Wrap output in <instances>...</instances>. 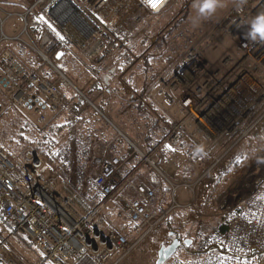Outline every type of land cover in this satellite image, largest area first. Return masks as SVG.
Listing matches in <instances>:
<instances>
[{"label":"built area","instance_id":"1","mask_svg":"<svg viewBox=\"0 0 264 264\" xmlns=\"http://www.w3.org/2000/svg\"><path fill=\"white\" fill-rule=\"evenodd\" d=\"M136 1L140 10L153 14L164 12L173 2L161 0L153 9L147 0ZM260 10H264V0H248L242 10L234 7L229 11L219 27L222 39L234 41L240 59L235 70L211 91H222V97L218 96L222 101L227 96L230 100L227 94L236 91L238 95L232 99V105L220 112L219 118L214 115L209 118L206 109H200L202 95L196 91L184 94L180 102L186 118L172 123L165 139L150 152L142 151L126 139L133 155L140 157L141 166L169 182L157 162L164 146L181 145L196 130L205 133L212 145L221 139L220 143L234 148L257 129L264 119V114L259 115L264 109V43L252 42L246 33L247 21ZM133 11L131 0H36L27 15L36 21L40 37L30 42V48L47 69L55 72L57 80L45 77L39 69L24 64L11 50L4 49L0 52V94L18 108L35 109L45 121L43 105L38 99L40 94L46 99L50 114L56 116L64 106L63 87L78 90L57 70L52 53L58 48L74 47L88 63L103 64L123 48L119 35L121 19L129 17L137 21ZM40 17L56 32L41 22ZM25 21L28 27L27 18ZM6 40L2 35L0 44ZM203 65L211 72L203 51L193 50L185 57L183 68L188 73ZM246 92L254 94L253 99ZM4 111L5 106L0 102V115ZM190 121L197 126L193 133L187 128ZM94 165L97 174L93 185L101 198L90 205L69 180L55 174L44 177L42 170L46 163L41 157L28 154L25 162H19L0 151V264H122L138 245L157 232L176 208H183L174 202L164 212H156L153 209L155 192L136 186L132 181L133 172L107 152L97 157ZM124 187L134 189L139 198L128 199ZM111 200L121 205L130 222L141 232L134 244L120 231L107 226V204ZM194 219L198 224L207 225L212 220L218 224L197 243L193 242L190 252H205L212 246L234 256L264 252V160L237 177L208 210L195 209ZM200 256L196 261L175 264H240L218 253Z\"/></svg>","mask_w":264,"mask_h":264},{"label":"rangeland","instance_id":"2","mask_svg":"<svg viewBox=\"0 0 264 264\" xmlns=\"http://www.w3.org/2000/svg\"><path fill=\"white\" fill-rule=\"evenodd\" d=\"M35 2L36 0H0V34L2 30L8 33L10 29L12 34L14 32H16V35L23 33L24 37H27L28 34L30 37L35 38V40H38L40 31L37 27L33 26L31 16L27 15L28 10ZM131 3L134 9L132 15L134 14V16L137 17V21L131 20L128 17H122L123 28L120 39L123 40L124 44L122 45L123 48L116 54L121 61V65L117 69L119 73L116 76L115 84H118V79L120 78L119 81L122 82L123 85L133 86V89L143 88V93H146V91L151 88L167 87L169 88L170 94L179 101V104H181L180 101L184 94L196 91L202 95L200 97L202 98L203 104L200 109L204 110L205 108V113L209 118H211L212 115H214L215 118H219L220 112L226 110L229 105H232V99L238 95L236 91H232L230 94H227L231 96V99L228 100L227 96L222 101L219 98L222 97V91L218 93L211 91L222 79L235 70L238 59H240L234 41L230 38L222 39L219 32L223 17L235 7L234 0H225L226 6L224 8L218 9L214 15L206 20L197 21L195 26L193 25V18H195V13L192 8L193 0H173L164 12L157 15L146 10H140V5L136 0H131ZM13 12H16V17L9 20V15ZM25 18H27L28 27H26ZM124 18L128 19L125 20ZM213 37H215V40H213ZM8 47L12 48L13 46ZM4 49H7L6 44L0 47V51ZM18 49L24 53V49L16 45V50ZM193 50L203 51L206 64L211 68V72H207V68L204 65L199 69L196 68L188 73L185 72L183 68L185 57ZM116 55H114V57ZM208 57L212 62L216 63L215 66L211 64V61H207L209 60L207 59ZM112 58L110 57L99 66H94L81 56L78 49L72 47L70 49H61L57 51L53 55L52 60L58 70L63 74L70 75L69 77L73 79L72 81L77 84L79 83L78 78L80 76L81 79L86 75L94 76L98 74V72H102L106 75L113 68L110 60ZM36 65L41 66L38 63H36ZM89 77L87 81H92L91 76ZM246 96L249 99H253L254 94L246 92ZM6 99L5 96L0 94V102L5 106L4 113L0 115V151L5 152L12 160L25 162L28 154L38 156L37 153H33L30 149L22 150V147L19 148L18 138L22 136L28 137V135L32 137V133L40 136L48 131L50 127L62 129L63 125H65V130L62 132L61 136H64V138L70 137L71 153L75 150L77 143L72 141L71 136L73 134H71V128L67 121H56L54 119L56 116H52L51 114H46V120L42 121L41 115H39L35 109H31V107L18 108ZM263 114L264 109L259 112V115ZM186 115L187 113L184 111L185 117L182 119H174L171 121V124L175 121L185 119ZM145 123L147 124V121H145ZM190 124L194 125V122L190 121L187 124L190 133H193L192 130L197 128V126L195 125L194 129H190ZM157 130H159V128ZM195 132L196 134L193 133V136H190L181 143V145L176 147L170 146L171 150L164 146L157 155V162L163 174L170 179L172 184L181 186L176 188L175 191L170 188V198H172V194L174 196L176 192L177 195L185 192L187 194V201L190 202L194 198L196 192L198 199L199 186L203 181L210 178L213 182L206 197V204L204 205L207 209L213 206L220 194L225 191L229 182L231 183L232 180L241 176L246 170L254 167L257 162L264 160V119L252 134L234 148L231 144L220 143L221 139L217 144L212 145V143L205 141V133H199V131L196 130ZM162 141L163 140L157 145ZM188 142L190 146H186L184 152L178 150L180 146ZM205 150L209 153V157L206 158L207 160L205 162H202V168H200V165L197 166V169H199V171L201 170L200 174L191 179H182L178 174L177 176L179 177H171L167 174V171L161 167V163L159 164L162 159L160 156L164 151L178 153L175 160L178 165L176 163H173V165L176 166L177 169L184 171L186 167L188 168L190 165L195 164V156H190V153H205ZM185 153H187V156L182 158L181 155ZM78 154L80 153L71 154L72 161L74 162L71 163L72 173L70 176V183L87 202H92L94 196L99 195L92 183L93 177L97 174L94 160L98 157L97 155H99V153H81V156H84L88 161L86 168L81 171L77 170L78 168L75 163ZM210 169L213 170L209 172ZM172 170L175 171V168ZM147 172L150 173L149 171ZM53 173L50 166L46 164L44 170H42V175L47 178ZM154 174L156 177L160 176L167 181L163 176H158L156 173ZM161 178L159 183H164L162 185L164 189L167 190L170 186L167 184L166 187V183ZM200 179L202 180L197 185L196 183H198ZM194 185L197 186L194 188ZM155 194L156 197H158L156 192ZM192 214L188 209L181 211L177 210L176 213L173 212L168 221H166L157 232L148 237L143 244L138 245L122 264H156L158 253L162 246L170 245L174 239L167 236V231L171 229H175L176 233H178L183 240L186 238L192 240L195 244L217 226L213 223L208 225L198 224L195 219H193ZM191 219L193 221H191ZM128 221L127 214L122 207H120L115 212V218L107 220V226L123 232L121 228L128 225V232L131 228ZM214 222L217 223L216 220H214ZM183 223L187 226L181 229ZM162 229L165 230V242L163 243L161 242L160 236L157 237ZM126 238L130 244H134L137 240L135 237L127 236ZM200 257L202 256H194L192 252L187 251L186 248H181L166 264H175L177 261H196ZM238 262L240 264H246V261ZM252 263L264 264V256L260 261L256 259L252 261Z\"/></svg>","mask_w":264,"mask_h":264},{"label":"crops","instance_id":"3","mask_svg":"<svg viewBox=\"0 0 264 264\" xmlns=\"http://www.w3.org/2000/svg\"><path fill=\"white\" fill-rule=\"evenodd\" d=\"M9 16V20L15 18L16 12L10 13ZM128 18L124 19L126 20ZM122 28L123 23L121 19V28L119 31L120 36ZM10 33V29L8 30V33L2 30L0 39L2 35H5L8 40L1 43L0 47L6 44L7 49L11 50L24 64L39 69L43 75L45 73V77L56 81L57 77L55 72L42 65L36 54L30 48V42L35 40V38L30 37L28 34L27 37H24L23 33L18 35H16V32L13 34ZM15 37L21 38L19 41H13L12 39ZM16 45L20 46V48H23L24 51H22L24 53L19 51L20 49L16 50ZM8 46L13 47L9 48ZM207 59H209L207 60L208 62L211 61L209 57ZM110 60L113 68L106 75H104L102 72H98V74H95L94 76L86 75L81 79L80 76L78 78L79 83L77 84L72 81L73 79L69 77L70 75L68 76L64 74L71 84L76 87L78 92L73 87H63L62 93L64 96V106L61 112L57 114L54 119L56 121H67V123H69L71 134H73L71 136L72 141L77 143L75 150L72 153H99V155H97L99 157L104 152H107L111 156L119 158L125 163V167L133 172L132 181L136 186H145L146 188L157 193L158 197H156L157 199L153 205V209L156 212L160 213L171 208L175 202L177 205L183 207L174 210L175 213L177 210L181 211L188 209L191 211V214L193 213L192 217L194 219L195 209L203 211L209 209H206L204 205L206 204V197L213 181L210 178L203 181V183L199 186L198 199L196 192L194 198L190 202L187 201V194L185 192L180 193L179 195H177L176 192V194L174 196L172 194V198H170V188L171 190L173 189V191H175V187L178 188L181 186L173 184L175 186L174 187L169 178H167L169 182L165 181L159 176V174L150 168L141 166L140 157L138 155H133L126 142V139H129L130 141L134 142L136 146L142 149V151L150 152L161 140H164L171 121L185 117L181 104H179V101L170 94L169 88L167 87H156L154 88L155 90L151 88L150 90H147L146 93H143V88L133 89V86L130 87V85H123V83L119 81L120 78L118 79V84H115L116 76L119 73L117 72V69L120 67L121 61L118 55L115 57L113 56V58ZM36 63L41 66L36 65ZM53 64L55 65L54 61ZM211 64L215 66L216 63L212 62ZM89 76H91L92 81H87V78H90ZM149 94L153 95V97L148 98ZM38 99L43 105V114L49 115L50 111L46 99L42 95H38ZM145 121H147V124ZM157 127L159 130H157ZM194 127L195 124L189 125L190 129H194ZM204 139L206 142L211 143L206 138ZM186 146L189 147L190 143L188 142L180 146L178 150L184 152ZM177 154L178 153L164 151V153H162L160 156L162 159L159 164L161 163V167H163L167 171V174L171 177L180 176V178H184L186 180L199 175L201 170L199 171L197 166L200 165V168H202V162H205L207 160L206 158L209 157L207 150H205V153H190V156H195V164L190 165L188 168L186 167L184 171H182L173 165V163H176L175 160L177 158ZM186 156L187 153L181 155L182 158ZM176 164L178 165V163ZM173 168H175V171L172 170ZM154 173H156L159 177H156ZM177 174L179 176H177ZM55 175L57 174L55 173ZM160 178L164 180L166 187L167 184L170 186L167 188V190L164 189V186L162 185L164 183H159ZM201 180L202 179L198 180V183L196 184L198 185ZM233 181L234 180H232V182ZM232 182L227 184L226 189L232 184ZM197 185H195V187ZM95 189L99 195L94 196V200L92 202L88 201L90 205L95 204L101 198L99 190L97 188ZM123 191L130 200L139 198L136 191L132 188L124 187ZM191 204L194 205L195 209L189 207ZM120 207L121 205L117 203V201H109L106 211L107 220L115 218V212ZM191 221L193 220L191 219ZM216 222L217 223H215L214 220L211 221V223L214 225L218 224L217 220ZM128 223L131 227L130 231L127 232V225L121 228V231H123L121 233L125 236L127 235L129 237H135V239H137L136 241H138L141 237V232L136 225H133L130 222V220ZM162 226L163 224L160 226V228ZM185 226L187 225L183 223L181 229H184ZM164 229H162L157 236H160L162 243L165 242ZM172 232H176L175 229L167 231V236L172 237ZM141 244H143V242Z\"/></svg>","mask_w":264,"mask_h":264},{"label":"trees","instance_id":"4","mask_svg":"<svg viewBox=\"0 0 264 264\" xmlns=\"http://www.w3.org/2000/svg\"><path fill=\"white\" fill-rule=\"evenodd\" d=\"M32 21L33 26L37 27V25H35L36 21L31 17V22ZM59 50L61 49H56L52 53V57ZM65 127V125H63L62 129L50 127L48 131L40 136L35 133H32V137H30L29 135L28 137L22 136L18 138V146L19 148L22 147V150L30 149L33 153H37L38 156H42L41 158L46 162V164L50 166V168L58 175V177L70 181V176L72 173L71 163H73L74 161H72L71 157L72 153L70 137L64 138V136H61L62 132L65 130ZM75 163L78 168L77 170L81 171L86 168L88 161L84 156H81L80 153L75 159ZM166 221H168V219ZM165 222L163 223V225L165 224ZM184 240L188 239L185 238ZM187 251L189 250L187 249ZM245 263L252 264V262Z\"/></svg>","mask_w":264,"mask_h":264},{"label":"clouds","instance_id":"5","mask_svg":"<svg viewBox=\"0 0 264 264\" xmlns=\"http://www.w3.org/2000/svg\"><path fill=\"white\" fill-rule=\"evenodd\" d=\"M248 0H234L237 10H242ZM226 6L225 0H193L192 8L195 13L193 25L199 20H206L216 13L218 9ZM247 38L252 42L264 43V10H260L256 15L247 21Z\"/></svg>","mask_w":264,"mask_h":264},{"label":"water","instance_id":"6","mask_svg":"<svg viewBox=\"0 0 264 264\" xmlns=\"http://www.w3.org/2000/svg\"><path fill=\"white\" fill-rule=\"evenodd\" d=\"M171 236L174 237L172 243L168 246H162L158 253V260L156 264H166L169 260H171L175 254L181 249V248H187L189 251L192 248L193 241L192 240H183L181 236L176 233L172 232ZM218 253L223 258H233L237 261H246V262H252L254 260L260 261V259L264 256V252L259 251H253L250 256H234L231 253H225L221 247L218 246H212L205 252H198V251H192V254L194 256L196 255H208Z\"/></svg>","mask_w":264,"mask_h":264},{"label":"snow or ice","instance_id":"7","mask_svg":"<svg viewBox=\"0 0 264 264\" xmlns=\"http://www.w3.org/2000/svg\"><path fill=\"white\" fill-rule=\"evenodd\" d=\"M161 3V0H147V4L151 6V8L155 9L157 8ZM147 6V5H146ZM40 20L41 22L45 23L48 25V27L55 33L56 30L55 28L47 21L45 20L43 17H40ZM56 35L61 39L63 40V37L62 36H59V33H56ZM59 58V57H58ZM169 148V150H171L170 146H166Z\"/></svg>","mask_w":264,"mask_h":264}]
</instances>
